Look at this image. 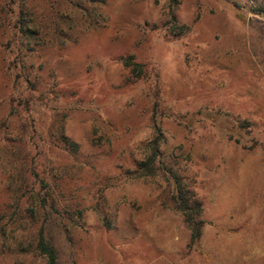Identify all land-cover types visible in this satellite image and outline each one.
I'll return each instance as SVG.
<instances>
[{
  "label": "rangeland",
  "instance_id": "rangeland-1",
  "mask_svg": "<svg viewBox=\"0 0 264 264\" xmlns=\"http://www.w3.org/2000/svg\"><path fill=\"white\" fill-rule=\"evenodd\" d=\"M40 230L55 264H264V0H0V264Z\"/></svg>",
  "mask_w": 264,
  "mask_h": 264
},
{
  "label": "trees",
  "instance_id": "trees-1",
  "mask_svg": "<svg viewBox=\"0 0 264 264\" xmlns=\"http://www.w3.org/2000/svg\"><path fill=\"white\" fill-rule=\"evenodd\" d=\"M171 2L173 3L174 0H171ZM171 17L172 21L174 22L173 16ZM12 28H15V26ZM182 30L183 27H180L178 32ZM125 64L129 65L130 63L126 61ZM137 68L139 67H135L132 72H136ZM63 144L68 148V143L66 141L63 142ZM159 156V139L156 137V139L151 141L150 143L148 156H146L145 160H143L138 165L137 169L132 172V175L139 178L154 174L156 168L153 167L155 162L159 160ZM171 178L173 179L174 185V191L171 195V200L174 204L175 209L183 216L184 223L189 230V245H195L200 239V229L202 226V221L199 219L201 213V205L199 202L193 199V196L189 193V191H187V189L184 188V186L174 174H171ZM36 248L41 254L46 256L47 264H55V252L46 243L42 230H40L38 233Z\"/></svg>",
  "mask_w": 264,
  "mask_h": 264
}]
</instances>
